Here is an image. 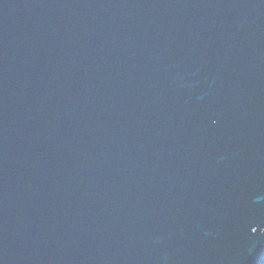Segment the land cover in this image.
<instances>
[{"label": "water", "instance_id": "1", "mask_svg": "<svg viewBox=\"0 0 264 264\" xmlns=\"http://www.w3.org/2000/svg\"><path fill=\"white\" fill-rule=\"evenodd\" d=\"M0 264H264V0H0Z\"/></svg>", "mask_w": 264, "mask_h": 264}]
</instances>
